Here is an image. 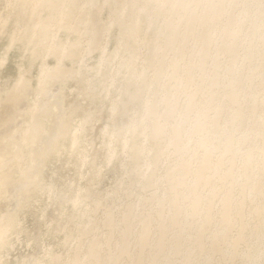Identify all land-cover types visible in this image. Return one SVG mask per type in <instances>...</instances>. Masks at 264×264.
<instances>
[{
  "label": "rangeland",
  "instance_id": "obj_1",
  "mask_svg": "<svg viewBox=\"0 0 264 264\" xmlns=\"http://www.w3.org/2000/svg\"><path fill=\"white\" fill-rule=\"evenodd\" d=\"M103 1L0 0V264H264V0Z\"/></svg>",
  "mask_w": 264,
  "mask_h": 264
},
{
  "label": "bare ground",
  "instance_id": "obj_2",
  "mask_svg": "<svg viewBox=\"0 0 264 264\" xmlns=\"http://www.w3.org/2000/svg\"><path fill=\"white\" fill-rule=\"evenodd\" d=\"M106 1V0H105ZM105 1H103V2H105ZM108 1H111V0H107L105 3H107ZM114 1V0H113ZM180 1V0H179ZM183 1V0H182ZM190 0H185V5H187V3L189 2ZM24 2V1H23ZM102 2V3H103ZM181 2V1H180ZM184 2V1H183ZM85 2H83V4H84ZM88 3V2H87ZM86 3V4H87ZM82 4V3H81ZM183 4V3H182ZM95 5H96V3H95ZM94 5V6H95ZM178 5V4H177ZM218 5H219V3H218ZM120 6V5H119ZM93 7V6H92ZM91 7V8H92ZM99 8V7H98ZM96 10H98V9H96ZM93 11V10H92ZM132 11V10H131ZM95 12V11H94ZM132 13V12H131ZM222 13V6L220 5V6H216V7H214V10H212L209 14L207 13V15L205 16L204 15V17L202 16V15H196L193 19H191L190 18V22L189 23H191L190 24V27H191V30H190V28H189V30H190V34H191V36L190 37H193V35H195L194 34V32H195V30H196V28L198 27V26H200L201 25V23H203V22H206L208 19H211V18H217L220 14ZM97 15V14H96ZM59 16V15H58ZM129 17V16H128ZM96 18H97V16H96ZM95 18V19H96ZM54 19H56V18H54ZM73 20V19H72ZM134 20H136V23H135V25L136 24H138L139 25V22H140V19H134ZM264 20V19H263ZM30 21V20H29ZM45 21V20H44ZM43 22V21H42ZM94 22V21H93ZM12 23V22H11ZM49 23V22H48ZM103 23V22H102ZM102 23H100V24H102ZM133 23H134V21H133ZM189 23H188V25H189ZM257 23V22H256ZM43 24H44V22H43ZM46 24V23H45ZM128 24V23H127ZM263 24V22H261V23H259L258 22V24H256V25H254V28H255V30L257 29V28H259V26H261ZM49 24H47L46 26H48ZM51 25H52V23H51ZM50 25V26H51ZM121 25H123V24H121ZM174 25V24H173ZM172 25V26H173ZM103 26V25H102ZM124 26V25H123ZM134 26V25H133ZM137 26V25H136ZM135 26V27H136ZM10 27H11V24H10ZM130 27V26H129ZM135 27H133V28H135ZM165 27V26H164ZM166 27H168V26H166ZM5 28V27H4ZM44 28V27H43ZM42 28V29H43ZM47 28V27H46ZM48 28H49V26H48ZM205 28V27H204ZM207 28V27H206ZM98 29V28H97ZM129 29V28H128ZM131 29V28H130ZM164 29V28H163ZM162 29V30H163ZM45 30V29H44ZM64 30H66V29H64ZM100 30V29H99ZM134 30V29H133ZM138 30V29H137ZM166 30V29H165ZM170 30V29H169ZM206 30V29H205ZM48 31V30H47ZM67 31V30H66ZM192 31V32H191ZM131 32V31H130ZM170 32H171V30H170ZM1 33V32H0ZM92 33V32H91ZM95 33V32H94ZM96 33H97V30H96ZM101 33V32H100ZM103 33V32H102ZM196 33V32H195ZM226 33H230V32H226ZM98 34V33H97ZM134 34H135V31H134ZM161 34V32L160 31H158V34H156L157 35V37L159 36ZM188 34H189V31H188ZM187 34V35H188ZM214 31L213 30H208L207 31V34L206 35H201V36H203L202 38L200 37V40H198L199 41V43L197 44V46H198V49L199 50H197V52L199 51V54H200V56H201V59H200V63L202 64V65H205L208 61L210 62V60L212 61V59H213V56H211V51H212V49H211V47H212V45L214 44V42H215V36H214ZM80 35V34H79ZM91 35V34H90ZM93 35V34H92ZM130 35H132V34H130ZM197 35V34H196ZM100 36V35H99ZM170 36V35H169ZM97 37V36H96ZM130 37V36H129ZM195 37V36H194ZM228 37H231V34L228 36ZM94 38V37H93ZM100 38V37H99ZM199 38V37H198ZM30 39V38H29ZM150 39V38H149ZM156 39V38H155ZM225 39H227V38H225ZM224 39V41H227V40H225ZM129 40V39H128ZM134 40V39H133ZM235 40V39H234ZM176 41V40H175ZM29 42L31 43V41L29 40ZM79 42V41H78ZM151 42V41H150ZM144 43V42H143ZM226 43V42H225ZM228 43V42H227ZM77 44H79V43H74V47H76V46H78ZM118 44V43H117ZM172 44V43H171ZM147 45V44H146ZM80 46V45H79ZM79 46H78V48H79ZM235 46H236V42H234L233 41V38H232V41H231V39H230V42H229V44H226V48L225 47H223V48H225V52H227L228 54H233L234 53V56H235V53L237 54V52H236V50H235ZM72 47H73V45H72ZM238 47V46H237ZM172 48V47H171ZM222 48V49H223ZM24 49H25V47H24ZM77 49V48H76ZM165 49H166V47H165ZM173 49V48H172ZM172 49H171V51H172ZM183 49V48H182ZM188 49L189 48H184V52L186 53L187 51H188ZM210 49H211V51H210ZM23 50V49H22ZM72 50V49H71ZM78 50V49H77ZM169 50H170V48H169ZM25 51V50H24ZM73 51V50H72ZM135 51V50H134ZM137 51V50H136ZM238 51V50H237ZM220 52V51H219ZM223 52V51H222ZM224 52V54H226ZM23 53V52H22ZM28 53V52H27ZM184 53V54H185ZM221 53V52H220ZM229 56V55H228ZM232 55H230V57H231ZM158 57V56H157ZM182 57V56H181ZM237 57H238V55H237ZM7 58V57H6ZM174 58V57H173ZM180 59V58H179ZM238 60V59H237ZM174 61V60H173ZM231 61V65H230V71H231V73H232V76L231 77H233V76H235V74H236V72L238 71L237 70V66H236V61H234V62H236V63H234V64H232L233 62H232V59L230 60ZM0 62H2V64L1 65H4L5 64V61H1L0 60ZM162 62H164V61H162ZM179 62V61H178ZM153 63V62H152ZM159 64H160V62H159ZM0 65V67H2ZM164 66V65H163ZM173 66V65H172ZM175 66V65H174ZM190 66V65H189ZM158 68V67H157ZM164 68V67H163ZM170 68H171V66H170ZM176 68V67H175ZM194 68L195 67H187V69L185 70V74H184V76H185V78H187V76H188V78H189V75L191 74V72L194 70ZM159 69H160V67H159ZM165 69V68H164ZM164 69H162V70H164ZM169 69V68H168ZM172 69V68H171ZM58 70V69H57ZM166 71V70H165ZM177 72H178V70H177ZM176 72V73H177ZM56 73H58V72H55L54 73V75L56 74ZM61 73V72H60ZM157 73V72H156ZM175 73V72H174ZM163 74V73H162ZM162 74H161V76H162ZM179 74V73H178ZM58 74H56L55 76H57ZM53 76V75H52ZM219 73H217V74H215L214 76H213V79H214V81L211 83V85L214 87V88H216V89H218L219 88V86H220V84H221V82L219 81ZM162 78V77H161ZM22 79V80H21ZM190 79V78H189ZM18 80H20V82H22V83H25L26 81H25V78H21V77H19V79ZM17 80V81H18ZM134 81H135V79H134ZM185 81H186V79H185ZM211 81V80H210ZM209 81V82H210ZM226 87L230 90V91H233V92H235L236 93V96H233L234 98H232V103L233 104H238L239 102H240V98H239V96L237 95V92L239 93V91L241 90V88H240V86L237 84V82H235V80L233 79V78H229V79H226ZM65 82V81H64ZM189 82V81H188ZM203 82H205V78L201 81V83H203ZM135 83H136V81H135ZM190 83H191V81H190ZM26 84V83H25ZM135 86V85H134ZM172 90V89H171ZM1 92V91H0ZM172 93V92H171ZM174 95V94H173ZM173 98V97H172ZM192 102L193 101H189L188 103H187V108H190V107H192V106H194V104H192ZM208 105H210V107H215V96L214 97H212V98H209V99H207L206 101H205ZM8 104V103H7ZM11 104V103H10ZM59 107V106H58ZM57 108V107H56ZM193 108V107H192ZM215 111H216V120L218 121L219 120V118H220V116L222 115V113H221V109L219 108L218 109V111H217V108L215 107ZM51 113V112H50ZM50 115V114H49ZM242 115H241V113H239L238 115H236L235 117H233L232 119H231V121L233 122V121H235L236 119H238V118H240ZM9 120V119H8ZM9 123H10V121H9ZM61 124V123H60ZM196 124H199V122H197ZM51 125V124H50ZM163 126V125H162ZM197 125H195V129H196V131H197V128H199L200 126H201V124H200V126L198 125V127H196ZM51 127V126H50ZM166 127V126H165ZM164 127V128H165ZM62 128H63V126H62ZM160 128V127H159ZM159 128H154L153 127V129L154 130H159ZM218 130H219V132H221V130L218 128V127H216ZM57 129V128H56ZM59 129V128H58ZM200 129V128H199ZM52 130V129H51ZM60 130V129H59ZM56 131V130H55ZM159 131H161V128H160V130ZM159 131H158V133H159ZM58 132V131H57ZM56 132V133H57ZM62 132V131H61ZM157 132V131H156ZM176 133H174V135L172 136L173 137V139L175 138V136H176V134H179L178 132H177V130L175 131ZM60 133V132H59ZM58 134V133H57ZM55 135V134H54ZM151 135V134H150ZM179 136V135H178ZM3 138V137H2ZM7 138V137H6ZM58 139V138H57ZM178 139H181V135H180V137L178 138ZM177 140V139H176ZM177 142V141H176ZM175 142V143H176ZM178 143H179V141H178ZM155 145V144H154ZM203 145H204V151H205V155L206 156H209L210 154H211V149H209L210 147H209V145L205 142V143H202L201 145H200V147L202 146V148H203ZM176 146H177V144H176ZM201 148V149H202ZM180 149V148H179ZM185 149V148H184ZM184 149L183 148H181L180 149V152L178 151V153H181V152H183L184 151ZM232 148H230V149H226V154H228V153H230V152H232V150H231ZM178 150V149H177ZM161 151V150H160ZM161 154V153H160ZM252 154H250V156H251ZM249 156V158H251ZM212 158V157H211ZM44 159V158H43ZM161 159V158H160ZM206 161V160H205ZM158 162V161H157ZM156 166V165H155ZM205 166V165H204ZM187 167V166H186ZM207 168H209V169H211L212 168V166L211 165H208L207 164ZM190 169V168H189ZM214 169V168H213ZM184 170V169H183ZM207 170V169H206ZM186 171V175L185 176H187L189 173H191L189 170H185ZM200 172H201V170H200ZM184 173V172H183ZM202 173V172H201ZM203 174L204 173H202V176H203ZM191 174H189L188 176H190ZM225 176V175H224ZM227 176V175H226ZM151 178H153V176L151 177ZM183 178V177H182ZM227 178V177H226ZM188 179V178H187ZM152 180V179H151ZM179 180V179H178ZM150 181V180H149ZM174 181V180H173ZM176 182V181H175ZM173 183V182H172ZM177 183H178V186L176 187L175 185H177ZM176 184L175 183H173V184H171V185H173V186H171V188H172V190H174V193H172V194H174L173 195V199H172V204H173V212H172V214L169 216V217H167L166 215H164V216H162V217H160V219H159V223H158V231H157V233H156V238H160L161 239V237H163L164 235H165V229H166V227L168 226V225H175V226H178L179 224H180V222H181V218H179V215H181L182 214V209L180 208V206L177 204V201H178V199L179 198H181V197H183V195H184V192H185V187H186V181L184 182L183 181V179H182V182H177ZM205 183H207L206 181H205ZM208 184V183H207ZM169 186H170V184H169ZM201 186V185H200ZM199 187V186H198ZM174 188V189H173ZM196 188V187H195ZM256 188H258V187H256ZM198 190H199V188H197ZM173 192V191H172ZM175 192H177L176 193V195H178V198H175L174 196H175ZM191 192H192V194H193V205H192V208H193V210H194V208L196 209V208H198V206L203 202V198H202V196H201V194L197 191V190H195V189H191ZM171 194V195H172ZM229 195V194H228ZM229 198V197H228ZM179 203H181V202H179ZM163 205V204H162ZM166 207V206H165ZM191 208V209H192ZM231 208V207H230ZM190 209V210H191ZM195 212H196V210H195ZM225 212H227V211H225ZM128 214H130V213H128ZM225 214V213H224ZM229 214V213H228ZM177 215V216H176ZM129 216H131V215H129ZM174 216H175V218H174ZM182 216V215H181ZM126 217H127V215H126ZM178 217V218H177ZM222 219V218H221ZM129 220H131V218H129ZM223 220H224V218H223ZM126 221H127V218H126ZM230 221V220H229ZM225 223H226V221H225ZM126 225V224H125ZM145 227V226H144ZM149 227V226H148ZM151 228H148L146 231H145V233L147 234V233H150L151 232V230H150ZM125 231V230H124ZM202 231V230H201ZM151 234V233H150ZM201 235V234H200ZM204 235V234H203ZM143 238V237H142ZM147 238H148V235H147ZM200 238V237H199ZM203 238V237H202ZM126 239V238H125ZM129 239H130V236H129ZM128 238L126 239L127 241H126V243L127 242H130V240H129ZM147 240V239H146ZM144 241V243L143 242H141L140 241V243H141V246L143 245V244H146V246L145 247H149V243H145V240H143ZM199 241V240H198ZM123 242V241H122ZM121 242V243H122ZM143 243V244H142ZM160 243V242H159ZM203 243V242H202ZM160 244H162V243H160ZM121 245H123V244H121ZM162 245H164V242H163V244ZM127 248H128V243H127ZM126 246H124L123 248H125ZM144 246H143V248H142V250L145 248ZM159 247H160V245H159ZM163 247V246H162ZM164 248V247H163ZM146 249V248H145ZM129 250V249H128ZM127 250V251H128ZM161 250V249H160ZM163 251H165L164 249H162ZM145 251H147V250H145ZM97 252V251H96ZM122 252V251H121ZM159 252V251H158ZM95 253V252H94ZM99 253V252H98ZM120 253V252H119ZM122 253H125V249H124V252H122ZM126 253H129V252H126ZM125 253V254H126ZM142 253V252H141ZM160 253H164V252H160ZM130 254V253H129ZM143 254H144V252H143ZM97 255V254H96ZM92 256V255H91ZM98 257H100V255H97ZM119 256V255H118ZM121 256V255H120ZM94 257V260H95V255L93 256ZM92 257V258H93ZM123 257V256H122ZM121 257V258H122ZM101 258V257H100ZM119 258V257H118ZM143 258H145V255H138V257H137V259H138V261L140 260V261H142V260H144ZM97 259V258H96ZM93 260V259H92ZM101 261H102V259H100ZM100 260H99V262H100ZM98 261V260H97ZM96 260L94 261V262H97ZM154 261V260H153ZM153 261H152V264H153ZM188 261H189V258H188ZM156 262V261H155ZM99 264V263H98ZM100 264H102V263H100ZM185 264H187V263H185Z\"/></svg>",
  "mask_w": 264,
  "mask_h": 264
}]
</instances>
